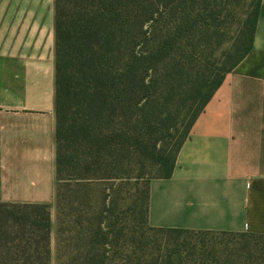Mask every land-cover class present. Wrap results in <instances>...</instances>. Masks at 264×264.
Returning <instances> with one entry per match:
<instances>
[{"label": "trees", "instance_id": "trees-1", "mask_svg": "<svg viewBox=\"0 0 264 264\" xmlns=\"http://www.w3.org/2000/svg\"><path fill=\"white\" fill-rule=\"evenodd\" d=\"M261 3L55 0V217L0 203V264H264V234L149 224L151 181L251 51Z\"/></svg>", "mask_w": 264, "mask_h": 264}, {"label": "crops", "instance_id": "crops-1", "mask_svg": "<svg viewBox=\"0 0 264 264\" xmlns=\"http://www.w3.org/2000/svg\"><path fill=\"white\" fill-rule=\"evenodd\" d=\"M55 0H0V203L55 208ZM154 227L264 234V0L251 51L192 126Z\"/></svg>", "mask_w": 264, "mask_h": 264}, {"label": "rangeland", "instance_id": "rangeland-1", "mask_svg": "<svg viewBox=\"0 0 264 264\" xmlns=\"http://www.w3.org/2000/svg\"><path fill=\"white\" fill-rule=\"evenodd\" d=\"M53 213V217H55V208H54V211H52ZM212 237V236H211ZM211 237H208L210 240H213L214 242L215 241H220V242H225V243H231V244H235V243H238L239 245V242H241V240H243V237L242 236H235V235H214L211 239Z\"/></svg>", "mask_w": 264, "mask_h": 264}]
</instances>
